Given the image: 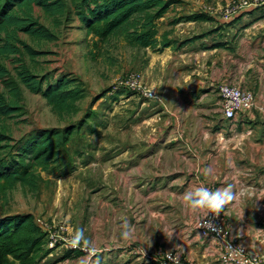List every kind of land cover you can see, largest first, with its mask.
I'll use <instances>...</instances> for the list:
<instances>
[{
  "label": "rangeland",
  "instance_id": "obj_1",
  "mask_svg": "<svg viewBox=\"0 0 264 264\" xmlns=\"http://www.w3.org/2000/svg\"><path fill=\"white\" fill-rule=\"evenodd\" d=\"M65 1L68 10L61 16H46L39 6L34 8V16L56 34L55 39L19 32L17 37L32 52L22 48L19 54L2 58L20 87L21 108L0 117V129L11 137L9 148L0 150V159L23 152L40 130L76 129L63 162L55 172L42 173L36 191L18 185L0 194V218L31 213L50 240L59 239L56 246H47L51 253L42 264H159L166 225L154 203L168 194L159 189L161 181L175 178V168L181 165L174 142L170 151L161 147L182 122V114L169 106L162 90L167 83L162 77L166 49L133 47L116 38L95 48L72 0ZM169 1L174 4L163 22L175 23L166 27L160 20L159 27L172 39L188 25L179 16L188 8L217 15L221 21L230 11L243 17L252 10H242L237 0ZM181 22L184 26L178 25ZM23 71L37 75L44 88L64 76L77 79L84 90L77 111H53L42 93L22 82ZM131 81L138 88H131ZM0 90L8 94L1 80ZM145 90L157 92L162 101L149 98ZM69 242L78 247L71 248Z\"/></svg>",
  "mask_w": 264,
  "mask_h": 264
},
{
  "label": "crops",
  "instance_id": "obj_2",
  "mask_svg": "<svg viewBox=\"0 0 264 264\" xmlns=\"http://www.w3.org/2000/svg\"><path fill=\"white\" fill-rule=\"evenodd\" d=\"M188 9L179 16L202 12ZM241 15L225 27L217 15L210 21L187 20V26L181 22L183 33L175 38V50L171 46L162 52L167 56L162 90L169 106L182 114V122L161 147L170 151L174 142L181 165L175 168V178L161 181L159 189L168 194L154 204H159L166 225L160 249L178 252L184 264H223L220 241L200 232L205 209H192L183 199L186 192L198 199L195 191L202 185L232 192L226 210L233 236L264 264V8ZM164 18L161 23L168 27L173 19L164 23ZM221 84L253 91L256 106L227 123ZM163 207L175 211L164 212Z\"/></svg>",
  "mask_w": 264,
  "mask_h": 264
},
{
  "label": "trees",
  "instance_id": "obj_3",
  "mask_svg": "<svg viewBox=\"0 0 264 264\" xmlns=\"http://www.w3.org/2000/svg\"><path fill=\"white\" fill-rule=\"evenodd\" d=\"M72 3L95 48L113 38L133 47L160 50L177 44L169 31L161 33L159 27V21L174 4L172 1L72 0ZM35 6L50 17L64 15L68 10L65 0H0V80L8 89V94L0 90V117L11 116L21 108L20 87L2 61L4 56L19 54L22 48L32 52L17 34L23 32L44 40L56 38V34L34 16ZM201 11L184 17L188 21L214 20L213 14ZM237 17L222 21L224 27ZM19 77L32 92L42 93L55 112L77 111V102L84 96L82 84L75 78L64 76L44 88L37 75L23 71ZM75 129L72 126L66 130H40L23 152L9 156V160L0 159V194L18 185L36 191L42 173L55 172L63 162L65 147ZM10 141L11 137L0 129V150L9 148ZM48 243L49 234L33 214L0 218V264H42L51 253Z\"/></svg>",
  "mask_w": 264,
  "mask_h": 264
},
{
  "label": "built area",
  "instance_id": "obj_4",
  "mask_svg": "<svg viewBox=\"0 0 264 264\" xmlns=\"http://www.w3.org/2000/svg\"><path fill=\"white\" fill-rule=\"evenodd\" d=\"M239 7L249 9L264 8V0H237ZM251 7V8H250ZM248 10V9H247ZM242 13H236L235 10L227 13L224 21H232ZM131 88H138L136 81H131ZM147 96L152 99L162 101L160 95L152 90H145ZM219 94L222 102V110L225 118L233 120L242 110L253 109L256 102V95L253 91L244 90L241 87L221 84L219 85ZM211 191H216L209 188ZM200 232L206 238H212L220 241L223 246L222 263L223 264H261L260 256L256 253H249L246 247L233 236L230 225L226 203L223 204L219 212L205 209L204 215L200 218ZM60 242L58 238L49 239L48 246H56ZM70 243V242H69ZM65 245V244H64ZM71 248H77L78 245L70 243ZM89 253L94 255L93 247H89ZM159 264H184L182 256L176 251H165L160 249L157 255Z\"/></svg>",
  "mask_w": 264,
  "mask_h": 264
},
{
  "label": "clouds",
  "instance_id": "obj_5",
  "mask_svg": "<svg viewBox=\"0 0 264 264\" xmlns=\"http://www.w3.org/2000/svg\"><path fill=\"white\" fill-rule=\"evenodd\" d=\"M195 195L198 196V199H193L190 193L186 192L184 194L183 199L189 207L192 209H208L215 212H219L224 203L233 199V194L228 189L213 192L203 185L196 189Z\"/></svg>",
  "mask_w": 264,
  "mask_h": 264
}]
</instances>
